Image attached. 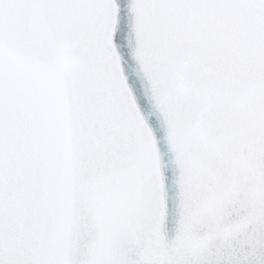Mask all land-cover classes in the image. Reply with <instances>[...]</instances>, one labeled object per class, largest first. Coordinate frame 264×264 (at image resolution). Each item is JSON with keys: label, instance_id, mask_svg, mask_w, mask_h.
Instances as JSON below:
<instances>
[{"label": "snow or ice", "instance_id": "6c2138e0", "mask_svg": "<svg viewBox=\"0 0 264 264\" xmlns=\"http://www.w3.org/2000/svg\"><path fill=\"white\" fill-rule=\"evenodd\" d=\"M0 264H264V0H0Z\"/></svg>", "mask_w": 264, "mask_h": 264}]
</instances>
